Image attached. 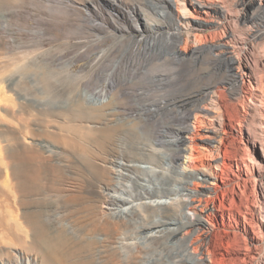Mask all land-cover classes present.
I'll return each mask as SVG.
<instances>
[{"label":"rangeland","instance_id":"374dc122","mask_svg":"<svg viewBox=\"0 0 264 264\" xmlns=\"http://www.w3.org/2000/svg\"><path fill=\"white\" fill-rule=\"evenodd\" d=\"M107 1L117 5L111 7ZM159 1L0 0V212L13 215L21 236H12L0 227V264H120L111 245L106 249L97 244L94 247L86 244L91 248L81 246L92 236L107 237L101 226L95 232L93 229L105 216L99 204L103 197L101 188L108 182V175L97 176L83 163L78 150L81 135L104 127L92 120L94 109L111 102L120 120L144 122L146 117L151 118L148 130L159 133L160 138L156 139L168 140L174 137L176 129L189 124L182 116L201 104L202 89L216 84L232 120L243 118L242 109L249 101L241 98L240 85L226 67L224 46L237 44L233 56L238 57L242 53L238 44L242 36L254 45V56L264 53V0H218L223 9L231 13L232 21L213 14L210 24L191 28L192 34H197L195 39L193 36L188 39L184 33L176 34L170 25L171 8L161 9L163 5ZM164 10L165 15L158 14ZM154 20L168 26L151 27ZM249 31L254 36H246ZM194 42L199 46L195 54L192 52ZM157 75L168 79V86H151V77ZM100 92L104 96H98ZM254 100L252 104L258 106L260 102ZM147 107L155 112H149ZM249 112L253 116L254 111ZM248 120L244 123L245 130L258 136L251 118ZM262 134L258 137L264 138ZM119 137L124 143L122 158L128 161L127 152L135 151L137 140L126 130H122ZM191 137L192 134H187L188 139L181 146L196 145L195 156L188 165L189 170L195 168L193 171L198 172L204 158L199 142ZM86 144L91 151H98L90 143ZM115 144H106L107 149H116ZM231 147L232 144L227 143V149ZM160 149L168 154L174 152V148L166 144ZM182 158L187 160V154ZM90 160L98 167L104 165ZM14 168L24 173L29 170L30 177L14 179ZM127 173L134 176L133 171ZM22 180L26 181V189H16ZM187 180L191 186L196 181L195 178ZM260 181L252 196L242 188L244 195L241 193L243 196L238 198V210L227 211L224 217L219 213L214 222L224 223L222 229L234 227L241 231L240 226H235L239 221L237 212L247 214L251 198L264 210V180ZM160 182L165 187L169 185L166 179ZM30 219L33 223L41 220L45 228H35ZM208 228L214 229L210 225ZM118 232L109 235L110 241H115ZM217 232L210 242L203 241L196 230L182 229L179 246L183 248L187 244L189 251L203 258L206 264H211L205 254L207 247L213 255L222 247L228 249L229 258L220 264H252L234 259L249 248L247 236L238 232L236 236L227 234V237ZM257 232L264 241V231ZM167 233L166 230L157 233L158 239L151 246L161 247ZM40 235L41 241L38 240ZM64 236L68 237L66 245L62 240ZM191 244L197 250L201 247L198 253H194ZM136 247L135 252L129 247L131 254L136 255L128 264H136L140 256L147 253L142 245ZM261 249L264 254L263 247ZM167 255L170 254L165 251L166 264H174V259Z\"/></svg>","mask_w":264,"mask_h":264},{"label":"bare ground","instance_id":"6f19581e","mask_svg":"<svg viewBox=\"0 0 264 264\" xmlns=\"http://www.w3.org/2000/svg\"><path fill=\"white\" fill-rule=\"evenodd\" d=\"M159 3L163 5L160 7L161 9L171 8L172 22L170 25L176 34L182 35L184 33L188 39L192 36L195 39L197 35L192 34L191 28L210 24L209 19L213 14H219L229 20L232 19L231 13L226 12L218 0H160ZM106 4L111 7L117 5L115 2L110 3L108 1ZM153 5L154 8L157 7L155 3ZM165 13H167L165 10L158 12L159 15H165ZM210 21L212 23V20ZM159 25H162V28L168 26L155 20L151 23V27ZM251 35L253 33L250 31L246 33V36ZM241 37L238 43L241 48H239L242 52L241 55L233 56V49L237 44L234 47L225 45V52L223 53V58H226V67L233 72V78L240 85V91L243 93L241 98L249 101L246 108L242 105L244 107L241 114L243 118L237 119L236 122L226 111L223 104L225 101L222 102V95L220 96L219 86L216 84L202 89L200 92L203 96L201 104L195 105L192 111H188L182 116L183 120L189 124L184 128L176 129L173 134L174 137L168 140H158L156 138H160L159 133L153 131L151 133L148 130L147 123L151 118L146 117L144 122L120 120L117 118L119 114L115 108H112L111 102L93 110L94 117L92 120L97 124L99 123L100 127H104L95 128L96 131L91 134L81 135L78 150L81 153L83 163L89 165L97 176L108 175V182L104 183L101 188L103 197L101 204H99L101 210H104L105 216L103 215L104 218L101 219L103 220L102 223L93 229L95 232L101 226L108 238L100 239L92 236L87 239V243L85 242L81 246L91 248L86 244L92 246L97 244L106 249L111 245L120 259V264L130 263V259L136 253L131 254L129 247L135 252L136 245H142L147 250V253L141 255L136 264H166V259L163 258L165 251L170 254L167 255L168 258L174 259V262L172 261L174 264H206L203 258L197 257L189 251L187 244L183 248L179 246L182 239H178V236L182 229L196 230L202 240L208 239L210 242H213L215 237L213 233L216 231H218L216 234L224 236L227 234L236 236L240 232L241 236L248 237L250 245L249 248L240 252V256L234 257V259L237 258L238 261H247L252 264H264V254L261 253V248L264 249V241L257 234L258 230L264 231V210L261 207L258 208L251 198L253 191L258 187V182L264 180V138H260V135L264 133V53L254 56L256 54H254V45L247 42V38ZM198 47L196 43L193 44L192 52L194 54L199 49ZM137 75L139 76L138 73ZM151 78V86L157 88L168 86L170 82L168 79H162L159 75ZM98 96H104V93L100 92ZM254 99L260 102L258 106L252 104ZM150 108L152 107H147L148 111L151 110ZM250 110L254 111L253 116L250 115ZM149 112H155V110L152 109ZM249 118H251L253 130L260 137L245 130L244 123ZM192 125L193 128L190 127ZM122 130L129 131L137 140L135 151L126 153L128 161L122 158L125 154L124 143L119 137ZM163 132L165 133V131ZM187 134H192L191 140L198 141V145L202 148L200 153L204 160L201 162L199 173L193 171L195 168L189 170L190 166L188 165V161H192L191 158L195 156L193 151L197 149L196 145L185 148L181 146L188 139L186 138ZM85 141L98 151H91ZM109 143H116L118 151L107 149L106 144ZM227 143H231L233 148L228 150ZM164 144L173 147L174 152L170 154L163 152L160 147ZM108 147L110 148V146ZM15 153L13 150L14 157L16 156ZM184 154H187V160H183ZM90 158L102 162L106 166L98 167ZM131 171L134 172V176L128 175L127 172L131 173ZM13 177L14 179H28L30 171L24 173L20 172L18 168H14ZM191 178L196 179L192 184L193 186L187 180ZM99 179L102 180L101 177ZM160 179L168 180L169 185L165 187ZM25 183L26 181L22 180L17 183L15 188L25 190ZM242 188L251 195V202L247 204V214L242 215L241 212H237L239 221L235 222V226H240L241 231L234 229V227L222 229L224 223L220 224L214 221L219 213L224 217L227 211L235 212L238 210V206H240L238 204L240 199L238 200V198H240ZM262 196L264 199V194ZM148 210L151 211V214L148 213ZM186 211L190 212L191 215H188ZM135 216L137 217L136 220ZM36 217L40 219V215ZM12 218L13 215L0 212V227L12 236L21 238L18 235L19 224ZM38 219L34 223L30 219L31 224L35 228L40 226L45 228L41 220ZM208 225L214 229L211 231ZM164 230L168 231V236H165L167 237L166 241L161 247H152V242L158 239L157 233ZM116 231H119L118 237L115 241H110L109 235ZM41 237L42 235L39 236V241H41ZM67 238L66 236L62 238L65 245ZM80 239L82 238L80 237ZM191 247L194 249V253H198L197 251L201 249L199 247L197 250L192 244ZM220 249L217 255H213V251L207 247L205 254L209 263L220 264L223 259L229 258L228 249L225 247Z\"/></svg>","mask_w":264,"mask_h":264}]
</instances>
